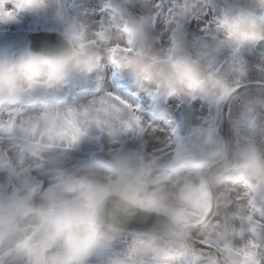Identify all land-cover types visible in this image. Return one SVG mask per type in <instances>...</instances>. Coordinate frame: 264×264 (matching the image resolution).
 <instances>
[{
    "label": "clouds",
    "instance_id": "1",
    "mask_svg": "<svg viewBox=\"0 0 264 264\" xmlns=\"http://www.w3.org/2000/svg\"><path fill=\"white\" fill-rule=\"evenodd\" d=\"M216 3L0 0L54 34L0 42V264H264V0Z\"/></svg>",
    "mask_w": 264,
    "mask_h": 264
},
{
    "label": "bare ground",
    "instance_id": "2",
    "mask_svg": "<svg viewBox=\"0 0 264 264\" xmlns=\"http://www.w3.org/2000/svg\"><path fill=\"white\" fill-rule=\"evenodd\" d=\"M87 3L89 4L90 7L97 8V9L99 7L98 0H87ZM96 18H98V15ZM32 25H33V16H26V17L22 18L20 23L10 26L9 32L7 33L6 36H0V42H4V40L9 41L10 38H12V36H15V34L18 30H20V29L26 30ZM192 102H191V104H189V110L194 111L193 112L194 116H193L192 121L196 124V123L200 122L199 118L202 115L201 114L202 111L200 110L201 101L197 100V103L194 105H192ZM170 103L173 105V107L170 110V112L167 114V117H166L167 121L172 123L173 125H179V126L183 127L182 121H183V119H185V117H184L183 112H181V110H180L183 107V105H180L175 101H170ZM205 114H206V112H205ZM187 119L190 120L191 117L188 115ZM189 120H188V123H189ZM91 147L92 146H90L88 144L83 145L81 148L82 149V155L88 153L87 151H89L91 149Z\"/></svg>",
    "mask_w": 264,
    "mask_h": 264
},
{
    "label": "flooded vegetation",
    "instance_id": "3",
    "mask_svg": "<svg viewBox=\"0 0 264 264\" xmlns=\"http://www.w3.org/2000/svg\"><path fill=\"white\" fill-rule=\"evenodd\" d=\"M223 3L224 0H217L216 5L209 6L207 14L210 16L217 14L218 8L222 6ZM205 16L203 17V21L207 20ZM198 22L199 20L193 21L190 27H195ZM243 58L247 65L248 83L246 87L241 88V90L256 93L258 90L257 81H260L262 78H264V48L258 47L253 51L245 52Z\"/></svg>",
    "mask_w": 264,
    "mask_h": 264
},
{
    "label": "rangeland",
    "instance_id": "4",
    "mask_svg": "<svg viewBox=\"0 0 264 264\" xmlns=\"http://www.w3.org/2000/svg\"><path fill=\"white\" fill-rule=\"evenodd\" d=\"M139 10V9H137ZM40 29V28H45V22L40 19V18H37V17H33V25L30 26L28 29L26 30H23V29H20L16 32L15 36H12V38H10L9 41H12V42H16L18 44H23V43H27V38H26V33L27 32H30V31H33V30H36V29ZM192 29L195 31L197 30L195 27H192ZM197 103V100H194L192 102V105L196 104ZM201 108L200 110L202 111L201 112V117L199 118L200 122L201 121H211L212 118L214 117V110L213 109H210L206 104H204L202 101H201ZM181 112H183L184 114V117L185 119H183V127H187L188 125L190 124H195L192 119H193V112L192 110H189V105H183V107L180 109ZM228 112H229V108H227ZM206 112V114H205ZM192 113V114H191ZM188 115L191 117V119H187ZM188 120H189V123H188ZM188 123V124H187ZM225 133L227 134V129L225 128Z\"/></svg>",
    "mask_w": 264,
    "mask_h": 264
},
{
    "label": "water",
    "instance_id": "5",
    "mask_svg": "<svg viewBox=\"0 0 264 264\" xmlns=\"http://www.w3.org/2000/svg\"><path fill=\"white\" fill-rule=\"evenodd\" d=\"M27 37L29 38L30 42H32V41H40L45 38H54V34L45 32L44 30H39L28 33Z\"/></svg>",
    "mask_w": 264,
    "mask_h": 264
}]
</instances>
